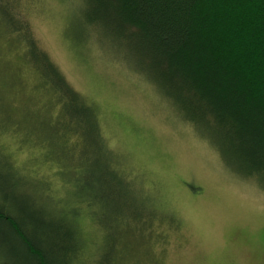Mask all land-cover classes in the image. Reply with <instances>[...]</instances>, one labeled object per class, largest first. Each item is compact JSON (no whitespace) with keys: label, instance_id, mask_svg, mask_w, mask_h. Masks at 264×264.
I'll use <instances>...</instances> for the list:
<instances>
[{"label":"rangeland","instance_id":"374dc122","mask_svg":"<svg viewBox=\"0 0 264 264\" xmlns=\"http://www.w3.org/2000/svg\"><path fill=\"white\" fill-rule=\"evenodd\" d=\"M23 2L40 45L95 108L98 136L105 143L102 150L109 152L121 176L119 209L125 220L115 221L106 234L98 219L108 225L117 215L112 207L117 201L112 182L106 198L100 200L102 194L96 192L98 204L92 206L84 199L88 196L82 177L72 189L69 172H65L67 180L59 172L58 160L64 162L63 156L76 154L80 137L64 134L63 147L74 150L63 151L58 143L43 144L37 131L29 134L26 124L0 125V154L27 176L44 182L49 198L40 195L36 205L51 210L54 198L62 201L67 196L71 204L83 198L80 209L63 205L70 218H77L82 233L84 249L76 264H264V184L226 166L213 144L122 54L109 43L84 35L83 24L76 22L77 4L72 7L70 0ZM3 26L0 21V104L15 118H21L30 106L37 118L61 124L59 108L48 106L53 94L38 88V73L26 63L21 46L9 44ZM19 137L25 144L21 145ZM105 162L111 166L109 159ZM0 172L10 178L15 173L6 164H0ZM106 173L110 174L108 168ZM35 182L30 180L28 185ZM12 186L16 189L14 182ZM144 212L146 235L139 237L137 247V239L130 240L132 230L125 225L127 215ZM3 252L0 249V264H9Z\"/></svg>","mask_w":264,"mask_h":264},{"label":"trees","instance_id":"16d2710c","mask_svg":"<svg viewBox=\"0 0 264 264\" xmlns=\"http://www.w3.org/2000/svg\"><path fill=\"white\" fill-rule=\"evenodd\" d=\"M70 1L72 7L78 5L76 22L83 24L84 35L109 43L122 54L135 72L149 80L180 116L213 144L226 166L264 184V0ZM23 3L0 0V21L9 44L21 46L26 63L38 73V88L53 94L48 106L59 108L61 124L49 123L40 115L37 118L30 106L21 118H15L7 106L0 104V119L6 120L0 125L26 124L29 134L37 131L43 144L51 147L58 143L63 151L74 150L63 147L64 134L80 137L76 154L63 156L64 162L58 160L62 167L59 172L66 180L65 172H69L72 189L78 187L82 177L88 196L84 199L92 206L98 204L96 192L102 194L100 200L106 198L112 182L117 199L112 207L117 215L110 222L112 226L98 219L107 234L108 227L113 229L125 220L119 209L123 202L119 199V167L115 170L109 152L102 150L105 143L98 136L95 108L40 45ZM19 140L25 144L23 137ZM0 164L9 165L15 172L12 178L0 172V249L6 250V261L76 264L84 249L82 233L77 218H70L63 205L80 209L83 198L71 204L67 196L62 201L53 197L54 206L47 210L35 204L40 195L49 198L43 181L27 176L1 154ZM122 179L127 181L125 175ZM30 180L36 182L28 185ZM17 184H21L19 188ZM145 215H127L129 223L125 227L132 230L130 240L137 239V247L146 235Z\"/></svg>","mask_w":264,"mask_h":264}]
</instances>
